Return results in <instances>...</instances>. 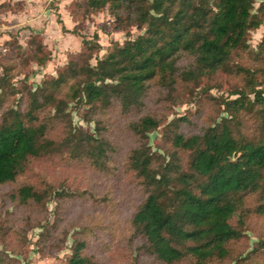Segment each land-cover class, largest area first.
<instances>
[{"label":"trees","instance_id":"trees-1","mask_svg":"<svg viewBox=\"0 0 264 264\" xmlns=\"http://www.w3.org/2000/svg\"><path fill=\"white\" fill-rule=\"evenodd\" d=\"M87 6L93 13L108 6L114 30L135 26L143 34L122 46L112 44L93 67L86 65L78 72L68 65L66 73L53 81L55 91L71 83L65 98H57L46 85L42 98L48 96L58 114L75 99L95 110L118 102L126 112L141 103L153 83L173 93L178 88L197 89L218 76L237 84L218 103L227 117L199 134L174 135L175 150L191 153L185 171L180 172L173 160L155 166L157 159L145 141L146 134L159 126L151 116L132 125L131 132L144 142L129 157V167L145 194L132 224L149 252L163 264L185 259L208 264L227 257L229 245L242 238L250 214L264 216V91L260 88L264 67L251 70L236 61L248 52L249 32L264 22V0H87ZM82 50L89 60L100 46L84 39ZM38 59V65H44L47 57ZM39 101L35 95L26 113L11 110L0 120V185L14 182L31 160L59 147L90 149L87 156L95 160L104 155L102 144L94 146L89 134L83 139L70 134L55 145L34 116L41 107L31 110ZM244 118L251 119L253 128L256 124V137L242 132L239 125ZM44 197L45 193L24 185L14 199L22 205H40ZM249 198H254L251 209ZM83 246L76 243L65 264H100L81 255ZM261 250L264 241L254 247ZM12 261L6 259V264Z\"/></svg>","mask_w":264,"mask_h":264},{"label":"rangeland","instance_id":"rangeland-1","mask_svg":"<svg viewBox=\"0 0 264 264\" xmlns=\"http://www.w3.org/2000/svg\"><path fill=\"white\" fill-rule=\"evenodd\" d=\"M139 34L143 31L135 26L114 30L108 6L93 13L87 0H0V120L11 110L26 113L37 95L40 101L31 110L41 107L34 116L55 145L70 134L81 139L89 134L94 146L101 143L104 148V155L95 160L87 156L90 149L55 147L52 154L31 160L14 182L0 185V264L6 259L12 264H65L76 243L84 245L81 255L100 264H163L132 224L145 194L129 167L131 152L144 142L131 127L142 117L155 118L159 126L145 140L157 159L155 166L173 160L183 172L191 153L175 150L174 135L199 134L227 117L218 103L237 86L235 81L218 76L197 89L178 88L174 93L153 83L141 103L126 112L118 102L95 110L75 99L58 114L50 98H42L46 85L57 98L68 95L70 82L56 91L53 82L68 65L72 71L93 67L112 44L122 46ZM84 39L100 46L89 60L81 55ZM246 45L248 52L236 61L251 70L264 67V22L249 32ZM42 55L47 59L38 65ZM260 88L264 91V85ZM255 125L244 118L239 126L254 138ZM24 185L45 193L40 205L15 201ZM253 199L247 202L250 209ZM250 215L242 238L229 245L230 255L208 264H264V250L254 251L264 241V216ZM177 264L195 263L185 259Z\"/></svg>","mask_w":264,"mask_h":264}]
</instances>
